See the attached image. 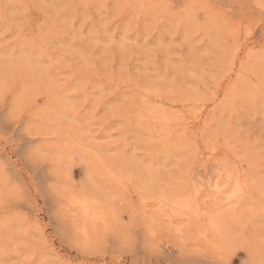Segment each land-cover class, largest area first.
I'll return each instance as SVG.
<instances>
[{
  "label": "rangeland",
  "instance_id": "rangeland-1",
  "mask_svg": "<svg viewBox=\"0 0 264 264\" xmlns=\"http://www.w3.org/2000/svg\"><path fill=\"white\" fill-rule=\"evenodd\" d=\"M0 264H264V0H0Z\"/></svg>",
  "mask_w": 264,
  "mask_h": 264
},
{
  "label": "bare ground",
  "instance_id": "bare-ground-1",
  "mask_svg": "<svg viewBox=\"0 0 264 264\" xmlns=\"http://www.w3.org/2000/svg\"><path fill=\"white\" fill-rule=\"evenodd\" d=\"M231 83V82H230ZM164 131V130H163ZM167 131V130H166ZM246 189V188H245ZM237 200H238V198H237ZM82 213V212H81ZM77 215V214H76ZM67 218V217H66ZM65 218V219H66ZM67 220V219H66ZM210 220V219H209ZM66 223V222H65ZM67 224H68V222H67ZM212 224V223H211ZM200 228V227H199ZM204 228V227H203ZM200 240V239H199ZM216 243V242H215ZM201 249V248H200ZM193 250V249H192Z\"/></svg>",
  "mask_w": 264,
  "mask_h": 264
}]
</instances>
